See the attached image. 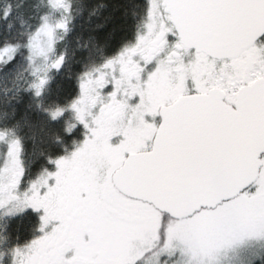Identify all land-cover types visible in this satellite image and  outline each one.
Segmentation results:
<instances>
[{
  "label": "snow or ice",
  "instance_id": "6c2138e0",
  "mask_svg": "<svg viewBox=\"0 0 264 264\" xmlns=\"http://www.w3.org/2000/svg\"><path fill=\"white\" fill-rule=\"evenodd\" d=\"M0 264H264V0H0Z\"/></svg>",
  "mask_w": 264,
  "mask_h": 264
},
{
  "label": "trees",
  "instance_id": "16d2710c",
  "mask_svg": "<svg viewBox=\"0 0 264 264\" xmlns=\"http://www.w3.org/2000/svg\"><path fill=\"white\" fill-rule=\"evenodd\" d=\"M106 2H109V3H118L119 0H106ZM24 227H26V225L21 224V228L23 229Z\"/></svg>",
  "mask_w": 264,
  "mask_h": 264
}]
</instances>
